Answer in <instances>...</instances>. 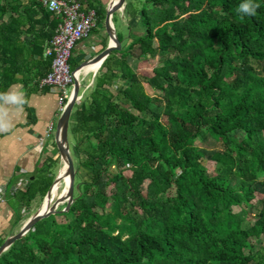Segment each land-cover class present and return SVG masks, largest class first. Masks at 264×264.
<instances>
[{"label": "trees", "instance_id": "obj_1", "mask_svg": "<svg viewBox=\"0 0 264 264\" xmlns=\"http://www.w3.org/2000/svg\"><path fill=\"white\" fill-rule=\"evenodd\" d=\"M126 2V17L138 19L143 34L127 44L117 35L121 51L105 59L69 119L78 188L62 215L72 218L40 220L0 264H264V196L257 191L264 186V0H250L255 14L239 11L247 0ZM93 10L104 24L105 9ZM162 20L169 27L157 33ZM57 25L39 0H0V95L15 85L37 89L50 69L44 51ZM29 35L32 45L23 40ZM143 58L160 64L147 80L129 62ZM167 88L175 93L156 94ZM175 115L190 129L175 128L171 143L162 119ZM116 132L124 138L119 145ZM198 142L224 148L211 158L214 176ZM56 164L47 160L24 191L7 195L12 226L46 195ZM110 186L118 188L107 194Z\"/></svg>", "mask_w": 264, "mask_h": 264}, {"label": "crops", "instance_id": "obj_2", "mask_svg": "<svg viewBox=\"0 0 264 264\" xmlns=\"http://www.w3.org/2000/svg\"><path fill=\"white\" fill-rule=\"evenodd\" d=\"M112 2L114 0H83L80 5L84 11L104 8L107 12ZM114 17L115 21L113 22ZM119 22L128 28L129 35L127 37L119 33L117 29ZM137 23L136 19L131 21L126 17L125 9L116 13L112 18L116 35H121L125 39V44L131 43L134 25L136 26ZM23 40L28 45H32L35 42V36H25ZM111 45V39L104 22V24L97 25L88 40L79 42L74 47L70 61L76 65L71 71L77 74L78 101L93 87L94 79L107 57L97 63H94V60ZM129 62L133 69L131 59ZM32 90H34L32 86L23 89L20 85H15L8 90L6 95L22 93L25 102L17 104L3 100L0 105V119L10 125L8 131L0 132V188L4 189V197L0 201V223L8 222L13 216L8 205L7 195L15 193L10 191L15 182L21 178L32 181L35 173L43 167L47 160L57 161L56 165L59 163L58 158L60 157L55 145L56 126L61 116L58 112L57 94L48 89H39L38 86L33 93L30 92ZM72 92L73 88L67 90L68 98L71 97ZM50 126L53 130L46 138L45 135ZM260 191H262L259 192L261 196H264V191Z\"/></svg>", "mask_w": 264, "mask_h": 264}, {"label": "built area", "instance_id": "obj_3", "mask_svg": "<svg viewBox=\"0 0 264 264\" xmlns=\"http://www.w3.org/2000/svg\"><path fill=\"white\" fill-rule=\"evenodd\" d=\"M46 10L58 20L55 34L44 51V57L50 59L49 72L41 78L37 86L57 94L58 112L61 115L69 100L67 90L77 82L76 72L69 66L72 51L77 43L88 40L97 27L94 11H83L78 0H40ZM52 126L46 132V138L52 133ZM42 143V140H40ZM28 181L24 178L15 182L10 191H24ZM4 189L0 188V201Z\"/></svg>", "mask_w": 264, "mask_h": 264}, {"label": "rangeland", "instance_id": "obj_4", "mask_svg": "<svg viewBox=\"0 0 264 264\" xmlns=\"http://www.w3.org/2000/svg\"><path fill=\"white\" fill-rule=\"evenodd\" d=\"M139 6H140L139 3L138 4L135 3L136 8H138ZM161 11L162 12L159 14L158 18L163 19L166 12H168V11H166L164 9H162ZM171 12L174 15L177 12V10L173 9V10H171ZM136 20L138 23L136 26L134 25L135 28L133 30V33H132L133 38H131V40H135L138 36L143 34V31H144L143 26L141 24H139V20L138 19H136ZM167 27H169L168 22L162 20L161 22L154 25V30L157 33H159V32H163L165 30V28H167ZM117 29L119 30V33H121L123 36L127 37L129 35L128 28L125 27L123 25V23L119 22L117 24ZM131 65H132L133 69L136 71V73L142 79H145V80L152 78L154 76L155 72L160 69V64L158 63V59L154 60V59H150V58H143L140 61L135 60V59H131ZM229 77H231V73L227 77L221 79L218 82V85L219 86L226 85L227 78H229ZM174 93H175V90H173L171 88L160 89L156 92V94L159 96H168V95H173ZM86 94H87V92L85 93V95ZM79 101H77V102H79ZM162 121L170 130L169 139H170L171 143H174L175 139L177 137L176 133H175V128H177L179 126V127L184 128V129H190L188 119L185 118L184 116L175 115V116H172L171 118L164 117L162 119ZM176 123L178 125H176ZM234 137L236 140H240L243 137V133L242 132H236L234 134ZM123 139H124L123 136L121 134H119L118 132H116L113 136V141H114L115 145H119L123 141ZM197 145L201 146L200 153L202 155V164L206 169V173L209 176H214L215 171H216V165L211 161V158L216 152L222 151V150H224V148H222L220 145H218L217 148L215 149V148H211L208 144H204V143L201 144L199 142ZM68 146H70V148H71V141L68 142ZM205 147L208 149H205ZM58 162H59L58 165H56L52 171V174L55 178L60 174V172L63 168V165H64L63 162L60 160V158H58ZM140 165H141L140 169H142L145 172L148 171L146 164L141 163ZM112 171L113 170L111 169V172ZM132 171L133 170H130L129 168H127V170L123 171V176L126 178H129L132 175ZM112 173H114V171ZM80 175L83 176L82 173ZM54 181H55V179L53 180V182ZM74 185H75V181H74ZM146 186H147V182H145L144 185L142 187H140V191L142 192L143 195H146ZM64 188H65V184H63L61 187L62 192H63ZM75 188H78V186L77 187L74 186V190H75ZM116 188H118V186L107 187L106 193L110 194ZM257 188H259V189H257V191H260V190L264 191V186H258ZM260 192H262V191H260ZM169 195H174V188L169 192ZM44 202H45V196L43 198L38 197L32 203L29 210H23L22 211L23 218H26V217L30 218L31 216L38 213L41 210ZM109 205H110V202H109ZM109 205H108V207H109ZM65 206H66V204L62 203V204L58 205L57 208L55 209L56 213L54 215H56L55 220L57 223H67L72 218L70 215H62V213H64V212H61V211L65 209ZM26 220H24L23 222L19 223L16 226H12L13 216L10 218V220L8 222H1L0 225H2V226L0 227V232H1L0 236H2V238H4V237L8 238V237L16 234L17 231L20 230V228L22 227V225L25 223ZM245 252H247V250H245Z\"/></svg>", "mask_w": 264, "mask_h": 264}, {"label": "water", "instance_id": "obj_5", "mask_svg": "<svg viewBox=\"0 0 264 264\" xmlns=\"http://www.w3.org/2000/svg\"><path fill=\"white\" fill-rule=\"evenodd\" d=\"M126 0H114L112 4L110 5L107 16L105 20V28L106 31L111 39L112 45L107 48L103 53H101L95 60L94 63H97L106 57H108L111 53L119 52L122 49V45L120 44L118 37L116 35L115 29L112 24V18L113 16L125 9ZM78 95V82H75L73 85V92L71 97L69 98L64 112L61 114L57 126H56V132H55V145L57 152L59 154L60 160L63 162V164H66V169L64 172V175L69 178V185L68 188L64 194V196H60L51 206L48 210L38 212L35 215L31 216L28 220L25 221V223L22 225L20 230L6 238L4 242L0 246V255L5 252L15 241L22 238L29 230L33 228V226L39 222L42 219L47 218L50 215H54L56 213L55 209L58 205L65 203V209L61 212H66L70 205L74 201V179H75V171H74V165L73 161L71 159L70 153H69V146H68V125H69V119L72 113V110L76 104ZM60 177L59 175L55 178V181L53 182L52 186L49 188L45 195V200L50 199L52 187H54L57 183H59Z\"/></svg>", "mask_w": 264, "mask_h": 264}, {"label": "clouds", "instance_id": "obj_6", "mask_svg": "<svg viewBox=\"0 0 264 264\" xmlns=\"http://www.w3.org/2000/svg\"><path fill=\"white\" fill-rule=\"evenodd\" d=\"M256 5H253L250 0H247V2L243 3L239 7V11L243 14H255ZM23 94L22 93H12L10 95H0V99L10 101L12 103L17 104H23ZM10 125L3 122L2 119H0V132L8 131Z\"/></svg>", "mask_w": 264, "mask_h": 264}, {"label": "bare ground", "instance_id": "obj_7", "mask_svg": "<svg viewBox=\"0 0 264 264\" xmlns=\"http://www.w3.org/2000/svg\"><path fill=\"white\" fill-rule=\"evenodd\" d=\"M66 169V164L63 165V168L59 174L60 177V181L59 183H57L54 187H52V191H51V195H50V199L45 200V202L42 205V208L40 210V212L48 210L50 208V206L61 196H64L68 185H69V178L67 176L64 175ZM65 184V188L62 192L61 187L62 185ZM61 186V187H60Z\"/></svg>", "mask_w": 264, "mask_h": 264}]
</instances>
